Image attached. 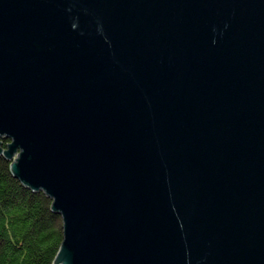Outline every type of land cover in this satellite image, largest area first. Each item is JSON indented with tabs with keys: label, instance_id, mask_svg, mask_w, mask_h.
Here are the masks:
<instances>
[{
	"label": "water",
	"instance_id": "1",
	"mask_svg": "<svg viewBox=\"0 0 264 264\" xmlns=\"http://www.w3.org/2000/svg\"><path fill=\"white\" fill-rule=\"evenodd\" d=\"M1 138L54 264H264V0H0Z\"/></svg>",
	"mask_w": 264,
	"mask_h": 264
},
{
	"label": "trees",
	"instance_id": "2",
	"mask_svg": "<svg viewBox=\"0 0 264 264\" xmlns=\"http://www.w3.org/2000/svg\"><path fill=\"white\" fill-rule=\"evenodd\" d=\"M9 139L1 138L2 146ZM10 160L0 153V264H54L63 240V221L54 220L52 199L39 198L11 175Z\"/></svg>",
	"mask_w": 264,
	"mask_h": 264
},
{
	"label": "rangeland",
	"instance_id": "3",
	"mask_svg": "<svg viewBox=\"0 0 264 264\" xmlns=\"http://www.w3.org/2000/svg\"><path fill=\"white\" fill-rule=\"evenodd\" d=\"M9 140H10V139H9ZM10 142H11V141H9V143H10ZM7 146H8V143H7L5 146H2V145H1V149H2V150H5V149H7ZM19 152H20L19 149L16 150L15 153H14V155L12 156V158L17 157V155L19 154ZM10 162H12V160H10Z\"/></svg>",
	"mask_w": 264,
	"mask_h": 264
},
{
	"label": "bare ground",
	"instance_id": "4",
	"mask_svg": "<svg viewBox=\"0 0 264 264\" xmlns=\"http://www.w3.org/2000/svg\"><path fill=\"white\" fill-rule=\"evenodd\" d=\"M63 252V249H61L60 251H59V253H62ZM56 261H57V256H56Z\"/></svg>",
	"mask_w": 264,
	"mask_h": 264
}]
</instances>
